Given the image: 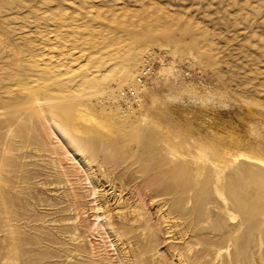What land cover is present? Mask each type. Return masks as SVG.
Masks as SVG:
<instances>
[{"label": "rangeland", "instance_id": "obj_1", "mask_svg": "<svg viewBox=\"0 0 264 264\" xmlns=\"http://www.w3.org/2000/svg\"><path fill=\"white\" fill-rule=\"evenodd\" d=\"M247 146L264 0H0V264H264Z\"/></svg>", "mask_w": 264, "mask_h": 264}, {"label": "bare ground", "instance_id": "obj_2", "mask_svg": "<svg viewBox=\"0 0 264 264\" xmlns=\"http://www.w3.org/2000/svg\"><path fill=\"white\" fill-rule=\"evenodd\" d=\"M131 58V57H130ZM130 73H131V71H130ZM128 77V76H127ZM138 98V97H137ZM35 103V102H34ZM141 104V103H140ZM216 108H218V105L217 106H212V105H210V106H208L206 103H204V104H201V107H200V109L201 110H203L204 112H205V114H208L211 118H217L216 117V113H215V111H217L216 110ZM75 109V110H74ZM73 109V118L74 119H78V118H85L86 117V115H85V113H84V111L82 112V111H79V110H77L76 109V107ZM213 110V111H212ZM212 111V112H211ZM222 111V110H221ZM231 112V111H230ZM229 111H228V113H230ZM212 113V114H211ZM227 113V112H226ZM87 114H88V112H87ZM218 114V113H217ZM219 114H221L220 112H219ZM222 114H224V113H222ZM221 114V115H222ZM208 115H207V117H208ZM226 115V114H225ZM220 116V115H219ZM223 116V115H222ZM89 118L90 119H93L94 117H92L91 115L89 116ZM219 118V117H218ZM231 118V117H230ZM97 119V118H96ZM219 119H221V118H219ZM219 119H218V121H219ZM79 120V119H78ZM85 120V119H84ZM86 120L88 121V119L86 118ZM95 120V119H94ZM93 120V121H94ZM75 121V120H74ZM90 121V120H89ZM242 121V120H241ZM72 122V121H71ZM220 122V121H219ZM218 122V123H219ZM237 122V121H236ZM73 123H75V122H73ZM221 123L223 124V126H227L229 123H228V121L225 119V122H222L221 121ZM216 124V123H215ZM245 123H243V125H244ZM238 125H240V124H238ZM236 126V125H235ZM71 127V126H70ZM228 127V126H227ZM240 128V127H239ZM243 128V127H242ZM79 129V128H78ZM73 130V129H72ZM75 130V129H74ZM77 130V129H76ZM80 130V129H79ZM78 130V131H79ZM241 130V129H240ZM243 130H245L244 128H243ZM242 131V130H241ZM240 131V132H241ZM245 132V131H244ZM70 133V132H69ZM214 134V133H213ZM93 135V134H92ZM72 136V135H71ZM235 138V137H234ZM237 140L239 139V137L238 138H236ZM240 140V139H239ZM235 141V140H234ZM80 142V141H79ZM82 142V141H81ZM80 142V143H81ZM219 147V146H218ZM226 150V149H225ZM259 150V149H258ZM256 148H254V147H250V146H247V148L243 151V152H241V153H239L238 155H240V156H244L245 158H247L249 161L251 160L252 162H254V163H257V165H260L259 167H263V170H264V154L263 153H261L260 151H258ZM236 154V153H235ZM237 156V155H236Z\"/></svg>", "mask_w": 264, "mask_h": 264}, {"label": "built area", "instance_id": "obj_3", "mask_svg": "<svg viewBox=\"0 0 264 264\" xmlns=\"http://www.w3.org/2000/svg\"><path fill=\"white\" fill-rule=\"evenodd\" d=\"M156 53L153 51H148L143 55L142 64L139 69V74L137 77V84L130 85L122 91L123 101H133L139 95V86H143L147 79L152 78L156 72ZM138 101V99H137Z\"/></svg>", "mask_w": 264, "mask_h": 264}]
</instances>
